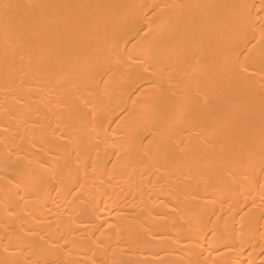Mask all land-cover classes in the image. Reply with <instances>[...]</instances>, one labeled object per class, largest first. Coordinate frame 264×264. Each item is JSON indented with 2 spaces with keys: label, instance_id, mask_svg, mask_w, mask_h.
I'll return each instance as SVG.
<instances>
[{
  "label": "bare ground",
  "instance_id": "1",
  "mask_svg": "<svg viewBox=\"0 0 264 264\" xmlns=\"http://www.w3.org/2000/svg\"><path fill=\"white\" fill-rule=\"evenodd\" d=\"M0 264H264L262 0H0Z\"/></svg>",
  "mask_w": 264,
  "mask_h": 264
},
{
  "label": "snow or ice",
  "instance_id": "2",
  "mask_svg": "<svg viewBox=\"0 0 264 264\" xmlns=\"http://www.w3.org/2000/svg\"><path fill=\"white\" fill-rule=\"evenodd\" d=\"M262 7H264V0H262Z\"/></svg>",
  "mask_w": 264,
  "mask_h": 264
}]
</instances>
